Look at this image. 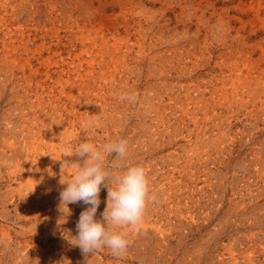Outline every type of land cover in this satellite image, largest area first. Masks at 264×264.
Returning a JSON list of instances; mask_svg holds the SVG:
<instances>
[{"label": "rangeland", "instance_id": "1", "mask_svg": "<svg viewBox=\"0 0 264 264\" xmlns=\"http://www.w3.org/2000/svg\"><path fill=\"white\" fill-rule=\"evenodd\" d=\"M119 139L155 199L89 264H264V0H0V264H83L64 152Z\"/></svg>", "mask_w": 264, "mask_h": 264}, {"label": "clouds", "instance_id": "2", "mask_svg": "<svg viewBox=\"0 0 264 264\" xmlns=\"http://www.w3.org/2000/svg\"><path fill=\"white\" fill-rule=\"evenodd\" d=\"M121 102L137 103L135 93L123 91L118 95ZM97 118L88 120L84 126L92 127ZM128 141L119 139L96 146L94 143L85 141L78 144L74 149L64 152V157H77L83 163H72L77 171L70 179H65V163H61L60 178L58 183L66 185L59 193L58 210L64 216L71 214L69 204L82 202L88 207L82 211L76 224L78 233L74 238V246L81 250L84 257L83 264H89V257L97 250L107 247L114 256L122 257L130 244L127 239L128 231L139 232L143 225L146 203L155 199L150 195L149 180L146 169L142 165L130 166L114 180V187L109 185L112 173L109 170L106 157L111 155L112 167H119L120 161L128 155ZM50 171V170H49ZM50 175H52L50 171ZM106 187L107 203L102 213V219H96L97 209L101 203L100 191ZM122 229L115 231V229ZM17 264H22L17 260ZM71 264V262H70Z\"/></svg>", "mask_w": 264, "mask_h": 264}]
</instances>
